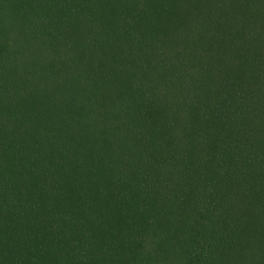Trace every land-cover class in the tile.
<instances>
[{"label":"trees","instance_id":"16d2710c","mask_svg":"<svg viewBox=\"0 0 264 264\" xmlns=\"http://www.w3.org/2000/svg\"><path fill=\"white\" fill-rule=\"evenodd\" d=\"M0 264H264V0H0Z\"/></svg>","mask_w":264,"mask_h":264}]
</instances>
